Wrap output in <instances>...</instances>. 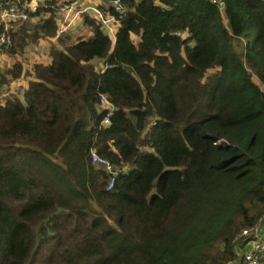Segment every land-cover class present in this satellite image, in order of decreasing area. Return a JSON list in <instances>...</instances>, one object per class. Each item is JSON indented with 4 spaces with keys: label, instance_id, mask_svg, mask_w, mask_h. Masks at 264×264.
Wrapping results in <instances>:
<instances>
[{
    "label": "trees",
    "instance_id": "obj_1",
    "mask_svg": "<svg viewBox=\"0 0 264 264\" xmlns=\"http://www.w3.org/2000/svg\"><path fill=\"white\" fill-rule=\"evenodd\" d=\"M97 1L113 39L85 14L90 36L0 102V264H228L264 214V0ZM56 12L15 25L8 55ZM91 151L122 169L109 191Z\"/></svg>",
    "mask_w": 264,
    "mask_h": 264
},
{
    "label": "built area",
    "instance_id": "obj_2",
    "mask_svg": "<svg viewBox=\"0 0 264 264\" xmlns=\"http://www.w3.org/2000/svg\"><path fill=\"white\" fill-rule=\"evenodd\" d=\"M62 0H0V58L8 55V51L13 47V29L15 25L33 22L34 20L44 19L47 9H56L62 12L64 19L59 25L55 40H59L67 31L70 22L67 23L68 15L72 11L71 6L64 5L61 8ZM221 14H225V0H211ZM53 3V4H52ZM55 3V4H54ZM108 5L121 9L116 1H110ZM91 12L94 18L101 23H114L110 16H104L101 11L94 7L82 10V14ZM57 13V14H58ZM78 13L75 14V16ZM75 16L73 18H75ZM73 18L71 20H73ZM113 33V32H112ZM115 32L112 37H114ZM99 109L105 112V117L101 121L102 127L109 126V118L113 112V106L105 95L99 99ZM91 162L100 167L108 177L107 191L113 188L114 182L122 169L113 165L110 161L99 157L95 151H91ZM235 257L228 264H264V214L259 221L251 228L241 230L235 237L233 247Z\"/></svg>",
    "mask_w": 264,
    "mask_h": 264
},
{
    "label": "rangeland",
    "instance_id": "obj_3",
    "mask_svg": "<svg viewBox=\"0 0 264 264\" xmlns=\"http://www.w3.org/2000/svg\"><path fill=\"white\" fill-rule=\"evenodd\" d=\"M61 8L64 5H69L72 8L67 19V23L70 22L67 31L61 36L59 40H55L52 38H41L36 43H29L24 51L21 54H17L14 56L6 55L0 58V80L2 77L5 79V83L0 86V102L4 101L10 96H15L18 94V97L21 98L23 91L20 89L27 88L29 81L31 78V71L36 64H48L50 62V58L48 56L49 51L52 47L57 49H64L66 46L71 45L77 42L79 39H85L90 36L89 28L83 25V17L84 15H92L89 11L88 13L82 14V10L88 7H94L98 5L97 0H62ZM58 13V12H56ZM78 13L76 16L75 14ZM62 12L57 14V22L58 27L61 25L64 16H62ZM75 16V18H73ZM73 18V20H71ZM39 20H34L30 22L31 24L37 23ZM102 29L104 33L109 35L111 39H113L112 35L118 29V23H105L102 25ZM58 30V29H57ZM113 32V33H112ZM133 41L137 42L138 39L133 37ZM237 48L242 50L239 45ZM37 54V55H36ZM36 55V56H35ZM15 63H20L22 68L21 77L16 80H11L7 75V71L13 67ZM93 64L95 66L96 71H101L104 68V62L101 60H94Z\"/></svg>",
    "mask_w": 264,
    "mask_h": 264
},
{
    "label": "crops",
    "instance_id": "obj_4",
    "mask_svg": "<svg viewBox=\"0 0 264 264\" xmlns=\"http://www.w3.org/2000/svg\"><path fill=\"white\" fill-rule=\"evenodd\" d=\"M36 55H37V54H36ZM36 55H35V56H36ZM48 56H49V54H48ZM49 58H50V56H49ZM50 62H51V58H50ZM50 62H49L48 64H50ZM45 65H46V64H45ZM25 89H26V88H25ZM20 90H21V91H24V89H22V88H21Z\"/></svg>",
    "mask_w": 264,
    "mask_h": 264
}]
</instances>
